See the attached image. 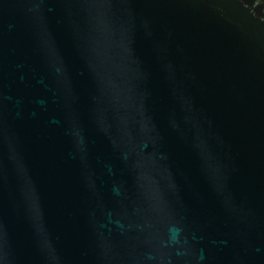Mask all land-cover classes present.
<instances>
[{"label": "water", "instance_id": "water-1", "mask_svg": "<svg viewBox=\"0 0 264 264\" xmlns=\"http://www.w3.org/2000/svg\"><path fill=\"white\" fill-rule=\"evenodd\" d=\"M0 264H264V0H0Z\"/></svg>", "mask_w": 264, "mask_h": 264}]
</instances>
